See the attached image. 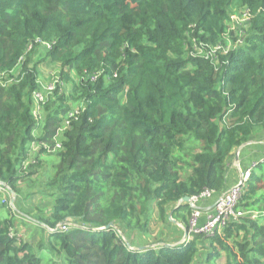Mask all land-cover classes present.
<instances>
[{
	"label": "trees",
	"instance_id": "1",
	"mask_svg": "<svg viewBox=\"0 0 264 264\" xmlns=\"http://www.w3.org/2000/svg\"><path fill=\"white\" fill-rule=\"evenodd\" d=\"M241 9L237 35L228 23ZM226 34L236 45L213 60ZM36 40L50 45L42 61L59 65L40 119ZM256 129L264 0H0V182L51 201L19 214L46 232L38 243L18 237L14 210L0 217V264H264V162L243 184L242 214L212 235L190 232L191 207L178 203L221 191L231 153ZM43 155L57 158L54 172L26 192ZM154 213L190 238L132 246L113 229L147 236Z\"/></svg>",
	"mask_w": 264,
	"mask_h": 264
},
{
	"label": "rangeland",
	"instance_id": "2",
	"mask_svg": "<svg viewBox=\"0 0 264 264\" xmlns=\"http://www.w3.org/2000/svg\"><path fill=\"white\" fill-rule=\"evenodd\" d=\"M231 20L228 23L229 30H233L237 32V35L241 32L242 24L245 23L247 17L245 16L244 10H239L235 15H231ZM236 35V34H235ZM234 35V36H235ZM234 36H230L226 34L224 38V44H220V49H229L236 45L234 40ZM35 52L33 55V61H39L37 64L38 70V82L41 85H46L48 83H52L55 80H58V71L59 65L57 63H53L50 61H42V57L44 52L48 49V45L46 43L37 44L35 48ZM199 52H205L204 49L197 47ZM17 68L14 70L13 73H16L18 70ZM62 89L64 92L71 91L70 84H62ZM32 105L34 101L32 99ZM42 105L38 104L36 109L40 118L43 117L42 112ZM77 107V106H76ZM34 153L30 154V161H34ZM42 164L40 166L39 171L32 175V179H34V183L31 186H28V190L26 192L31 193L37 189V185L45 181L48 175H52L54 172V164L57 163V158L54 155H43L42 156ZM13 200V205L10 203ZM7 204V205H3ZM51 205V201L46 196H40L38 194H32L31 196L26 195H15L14 193L5 190L0 192V217H7L8 216V208H11L17 214V227H18V237L22 240L32 241L33 243H38L40 239H46V232L42 233L40 227L36 224H32L29 220L20 219L19 214L27 215L29 217H35L38 215V209L47 210ZM170 222L165 223L160 221L156 217V213L153 214V220L150 222V234L147 236H143L138 232L131 233L129 231H124V238L128 241V243L132 246H144V245H155L156 241H166L170 244L179 243L183 240L182 238V229L179 223L173 221L171 218ZM71 223V221H70ZM185 231V230H184ZM190 238V235H186V238ZM44 255L46 254L43 252ZM193 264H201V257L197 256Z\"/></svg>",
	"mask_w": 264,
	"mask_h": 264
},
{
	"label": "built area",
	"instance_id": "3",
	"mask_svg": "<svg viewBox=\"0 0 264 264\" xmlns=\"http://www.w3.org/2000/svg\"><path fill=\"white\" fill-rule=\"evenodd\" d=\"M244 13H245V16L248 17L246 10L244 11ZM35 42L39 44L46 43V42H41L40 40H36ZM46 44L48 45V47L50 46L49 43H46ZM197 47L201 48L200 46H197ZM197 47L195 48L197 49ZM30 48H31V44L27 46V50H29ZM218 49H220L219 45L216 47H212L209 50V55L212 56L213 60H216V57L214 55H215V51ZM57 81L58 80H55L54 82L48 83L46 85L39 84L40 89L35 90L32 93V99L35 104L33 105L32 112L39 119L40 117L38 115L36 107L38 104L42 105L46 101L48 95L55 88ZM75 113L76 111L72 112L69 116L72 117ZM68 125H69V122L64 121L62 126L58 128L57 134L54 138L55 143L53 146V150L59 149L61 147V142L58 137ZM35 148L36 146L32 145V150H34ZM254 166L255 164L252 163L251 167H254ZM250 171L251 169L249 168L241 172L237 181L233 183L224 192L218 195L216 201L214 202L212 211L206 214L203 222H200L202 213L199 208V202L202 201L203 199H207L211 197V195L214 192L210 190H203L198 195L189 197L188 204L191 207V214L189 217V231L198 232V233H202L205 235H212L215 231L220 230L226 224V222L229 221L231 218L235 219L238 216H240L242 213L236 209V206H237L238 199L243 189V184L245 180L248 178ZM0 190L5 191L7 190V188L5 186L0 185ZM68 226H69V223L65 222V223L59 224L57 228L60 230H66ZM113 229L118 235L122 237V239H125L122 231L119 228L113 227Z\"/></svg>",
	"mask_w": 264,
	"mask_h": 264
},
{
	"label": "crops",
	"instance_id": "4",
	"mask_svg": "<svg viewBox=\"0 0 264 264\" xmlns=\"http://www.w3.org/2000/svg\"><path fill=\"white\" fill-rule=\"evenodd\" d=\"M261 162H264V130L256 129L243 144L231 153L226 164L225 185L223 189L214 192L211 197L199 202V208L202 213L200 222H203L206 214L212 211L218 195L235 183L241 172L249 168L252 170ZM252 163L255 164L254 167H251ZM181 229L183 231L181 240H183L186 238V235L182 226Z\"/></svg>",
	"mask_w": 264,
	"mask_h": 264
},
{
	"label": "water",
	"instance_id": "5",
	"mask_svg": "<svg viewBox=\"0 0 264 264\" xmlns=\"http://www.w3.org/2000/svg\"><path fill=\"white\" fill-rule=\"evenodd\" d=\"M0 185H2V183L0 182ZM188 201H189V197H187V196H185V197H183V198H181L179 201H178V203H181V202H186V203H188ZM12 205H13V200H11V202H10ZM169 219H171V217H169ZM174 221V220H173ZM107 226H113V224H108ZM186 231H185V235H186Z\"/></svg>",
	"mask_w": 264,
	"mask_h": 264
}]
</instances>
